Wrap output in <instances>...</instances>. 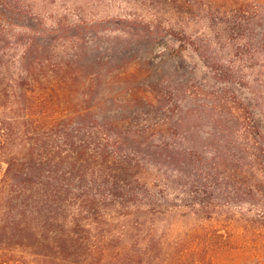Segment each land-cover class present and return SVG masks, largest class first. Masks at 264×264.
I'll return each mask as SVG.
<instances>
[{
  "label": "trees",
  "instance_id": "1",
  "mask_svg": "<svg viewBox=\"0 0 264 264\" xmlns=\"http://www.w3.org/2000/svg\"><path fill=\"white\" fill-rule=\"evenodd\" d=\"M25 13L19 2L0 0V264H111L106 253L121 238L111 225L115 216L138 225L175 212L177 204L166 193L178 172L181 179L188 174L179 161L196 168L178 199L197 221L219 216L220 202L229 196L264 206V126L258 115L248 124L256 172L237 171L224 182L231 190L219 187L214 165L193 161L191 153L167 142L154 143L173 128L186 130L177 123L178 103L156 82L150 84L156 101L124 98L117 101L123 110L110 113L102 108L107 99H97L101 73L91 75L85 89L75 59L54 61L33 38L22 43L16 59L21 38L9 40L14 29L34 26ZM161 163L169 174L154 173L150 181L147 174ZM228 224L233 234L238 228L263 232L264 211L239 213ZM176 239L196 264H257L252 256L264 249V241L235 242L208 224L186 240L152 238L125 249L120 264H142V254L165 246L180 256Z\"/></svg>",
  "mask_w": 264,
  "mask_h": 264
},
{
  "label": "rangeland",
  "instance_id": "2",
  "mask_svg": "<svg viewBox=\"0 0 264 264\" xmlns=\"http://www.w3.org/2000/svg\"><path fill=\"white\" fill-rule=\"evenodd\" d=\"M15 1L34 23L31 29H14L9 40L21 38L16 59L23 55L22 43L33 38L50 50L54 61L75 59L85 89L91 84L90 76L101 73L97 99H107L102 108L110 113L123 110L117 101L124 98L156 101L150 88L156 82L178 103L177 123L186 130L173 128L171 136L154 143L167 142L175 151L191 153L193 161H208L214 165L217 185L227 190L232 189L224 183L230 174L256 172L248 124L258 115L264 126V0ZM178 165L188 174L181 179L178 172L166 193L169 202L177 204L175 212L138 225H132L134 218L115 216L111 225L121 238L111 241L113 250L106 253L111 264H120L125 249L130 252L149 239L165 241L176 235L186 240L194 229L208 224L235 242L264 241V231L238 228L233 234L227 226L239 213L262 214L260 200L253 204L249 198L238 201L229 196L228 202H220L219 216L194 219L178 195L196 168L181 161ZM166 172L170 171L161 163L147 176L152 181L154 173L165 178ZM243 195L249 197L248 192ZM184 246L177 240L180 256L176 257L167 246L142 254V264H196L189 251L181 252ZM260 251L252 257L264 264V249Z\"/></svg>",
  "mask_w": 264,
  "mask_h": 264
}]
</instances>
